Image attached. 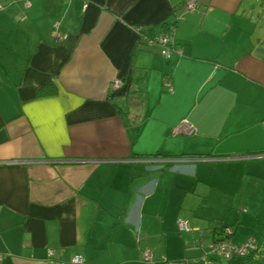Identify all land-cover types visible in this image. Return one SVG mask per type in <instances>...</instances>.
Masks as SVG:
<instances>
[{"label":"crops","instance_id":"obj_1","mask_svg":"<svg viewBox=\"0 0 264 264\" xmlns=\"http://www.w3.org/2000/svg\"><path fill=\"white\" fill-rule=\"evenodd\" d=\"M0 1V264H264V0Z\"/></svg>","mask_w":264,"mask_h":264},{"label":"built area","instance_id":"obj_2","mask_svg":"<svg viewBox=\"0 0 264 264\" xmlns=\"http://www.w3.org/2000/svg\"><path fill=\"white\" fill-rule=\"evenodd\" d=\"M11 1V0H10ZM13 1V0H12ZM11 1V2H12ZM86 6V4H85ZM198 6L197 0H189L186 4L187 9L193 11ZM5 8V4L0 1V9ZM148 42L151 45L158 46L160 48V52L165 57H171L173 54L177 53L181 55L183 50L181 47H178L175 43V28L174 26H170L164 33L159 36L154 37H146ZM123 84L121 78H115L111 84V90L116 91L119 89ZM164 84L167 85L170 90L172 83L168 77L164 78ZM184 130L187 133H192L195 128L190 123L189 120L185 119L183 122L175 129L176 132ZM177 225L179 230L181 231H188L191 230L190 223L187 219L179 218L177 220ZM224 232L226 234L231 233V228L225 227ZM256 252V246L251 241H246L241 244H236L232 242L230 239L223 237L222 239L216 240L212 245L211 254L213 257L207 259V264H219L218 260L216 259L217 256L223 258H231L234 255H239L242 257H247L251 253ZM54 250L49 249V255H53ZM143 258L149 262H155L156 260L153 258L152 252L150 249H145L143 251ZM2 261V255L0 254V262ZM159 261L165 262L167 264H178V260L167 259L162 257ZM73 263H83L84 258L81 255H75L72 258Z\"/></svg>","mask_w":264,"mask_h":264},{"label":"rangeland","instance_id":"obj_3","mask_svg":"<svg viewBox=\"0 0 264 264\" xmlns=\"http://www.w3.org/2000/svg\"><path fill=\"white\" fill-rule=\"evenodd\" d=\"M186 233H187V232H185V234H186ZM195 238L198 239V238H199V235L197 234V235L195 236ZM201 239H203V241H204V243H205L206 246L209 245V244L211 243V242H207V243L205 242V240H207V241L209 240V238H206L205 236H202ZM201 241H202V240H201ZM189 244H190V245H193V244H194V241L191 239ZM153 255H154V254H153ZM159 257H161V258H162V257L166 258L165 256H159ZM159 257H158V258H159ZM153 258L156 259L157 257L154 255ZM167 259H168V258H167ZM250 261H252V259H251ZM180 263H181L180 260H178V264H180ZM165 264H166V263H165Z\"/></svg>","mask_w":264,"mask_h":264},{"label":"water","instance_id":"obj_4","mask_svg":"<svg viewBox=\"0 0 264 264\" xmlns=\"http://www.w3.org/2000/svg\"><path fill=\"white\" fill-rule=\"evenodd\" d=\"M263 40H264V37H263ZM258 51L264 53V48H263V47H259V48H258Z\"/></svg>","mask_w":264,"mask_h":264},{"label":"bare ground","instance_id":"obj_5","mask_svg":"<svg viewBox=\"0 0 264 264\" xmlns=\"http://www.w3.org/2000/svg\"><path fill=\"white\" fill-rule=\"evenodd\" d=\"M123 80V79H122ZM229 234V233H228ZM228 239V238H227Z\"/></svg>","mask_w":264,"mask_h":264},{"label":"trees","instance_id":"obj_6","mask_svg":"<svg viewBox=\"0 0 264 264\" xmlns=\"http://www.w3.org/2000/svg\"><path fill=\"white\" fill-rule=\"evenodd\" d=\"M168 28H169V27H168ZM168 28H167V29H168ZM167 29H166V30H167Z\"/></svg>","mask_w":264,"mask_h":264}]
</instances>
